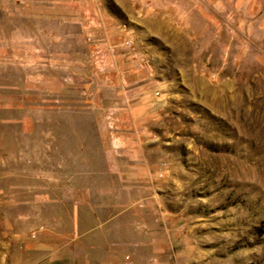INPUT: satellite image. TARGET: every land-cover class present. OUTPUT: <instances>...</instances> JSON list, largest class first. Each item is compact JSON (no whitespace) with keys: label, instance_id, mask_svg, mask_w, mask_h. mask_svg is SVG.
<instances>
[{"label":"rangeland","instance_id":"1","mask_svg":"<svg viewBox=\"0 0 264 264\" xmlns=\"http://www.w3.org/2000/svg\"><path fill=\"white\" fill-rule=\"evenodd\" d=\"M122 1L107 12L126 43L106 41V62L88 71L107 125L132 130L136 150L120 154L141 164L137 180L107 187L108 235L129 242L133 264H264V0ZM3 134L0 264L30 216L8 207L25 183L5 175L51 168L30 164L44 152L28 144V164L4 163L20 149Z\"/></svg>","mask_w":264,"mask_h":264},{"label":"crops","instance_id":"2","mask_svg":"<svg viewBox=\"0 0 264 264\" xmlns=\"http://www.w3.org/2000/svg\"><path fill=\"white\" fill-rule=\"evenodd\" d=\"M108 4L0 0V127L4 139L8 135L7 142L17 141L20 149L16 158L2 159L28 164L22 152L28 144L44 152L34 154L30 164L51 167L5 175L9 182L25 183L4 196L8 207L30 216L12 226L17 247L4 264H133L129 242L108 235L115 225L106 216L105 198L110 185L137 180L141 164L120 154L136 150V143L127 136L132 130L107 125L99 100L87 95L88 71L106 62V41L121 45L128 37L107 12Z\"/></svg>","mask_w":264,"mask_h":264}]
</instances>
